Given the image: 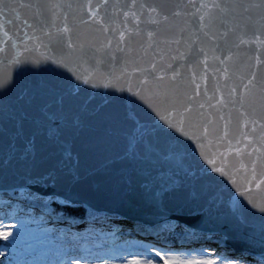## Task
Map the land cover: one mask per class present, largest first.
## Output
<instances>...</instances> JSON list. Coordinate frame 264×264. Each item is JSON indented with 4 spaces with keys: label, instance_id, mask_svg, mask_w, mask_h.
<instances>
[{
    "label": "snow or ice",
    "instance_id": "1",
    "mask_svg": "<svg viewBox=\"0 0 264 264\" xmlns=\"http://www.w3.org/2000/svg\"><path fill=\"white\" fill-rule=\"evenodd\" d=\"M117 36L121 53L133 43L144 50L131 62L135 80L128 61L115 69ZM209 58L211 94L206 84L201 94L206 74L179 69H209ZM5 62L14 69L0 73L6 264H264V0H0ZM88 117L99 119L87 146L104 155L82 176L70 148ZM25 120L34 131L18 145ZM41 133L59 155L48 166ZM97 172L113 192L138 189L146 218L125 227L98 210L78 187ZM225 225L246 248L223 250Z\"/></svg>",
    "mask_w": 264,
    "mask_h": 264
},
{
    "label": "water",
    "instance_id": "2",
    "mask_svg": "<svg viewBox=\"0 0 264 264\" xmlns=\"http://www.w3.org/2000/svg\"><path fill=\"white\" fill-rule=\"evenodd\" d=\"M93 2H99V0H93ZM109 2H114V0H109ZM194 2L199 3L200 0H194ZM206 2H212V0H206ZM23 15V13H22ZM123 20V16H119L116 23L112 27H122L120 24V21ZM135 23L134 21H130L127 25L128 28L132 27V24ZM89 24H91V21H89ZM85 31H89V29L85 28ZM111 39V37H109ZM127 38V34H126ZM119 39L117 36L115 39L112 40V55L116 58L117 63L115 65V69L117 73L120 70V64H121V58L123 61H128V72L126 75H130L133 80H135L138 73L132 72L131 68L133 64L132 61L136 60L138 57L142 56L144 54V50L141 49L138 44L133 43L130 48H128L126 45H121V47L125 48V51L121 53V51L117 50L115 45L116 41ZM163 44H161V48H163ZM170 47L173 49V55H175V49L176 45L172 44ZM148 51V57H153V52L151 49H147ZM180 51L183 52V42L180 46ZM40 52H43V49H40ZM40 53H34V55H39ZM160 55L159 51L155 53V56L158 57ZM219 55V53H217ZM164 60L168 61L170 63H174L173 61L169 60V57L167 53H165ZM178 60V58H177ZM157 64L159 65L163 61L157 59ZM209 65V69H187V68H180L179 71L181 73H186L189 71H196L197 76L201 74H206L207 79L205 81H201V94L203 87L205 84L209 87L211 94V85H212V79H213V72L211 71L212 66V60L209 58L207 61ZM219 67V65H217ZM91 68V65H85L81 70H89ZM99 71H107V69L101 65L99 68ZM14 72V69L10 67L6 62L3 64H0V73H9ZM222 84L225 82L226 74L222 71L217 75L216 77ZM24 80H33L34 78L30 74H25L24 77H22ZM21 104H24V101L21 100ZM42 104V101H37L33 105L28 106L25 105L26 111L29 113H35L38 111V108ZM217 107H219L217 105ZM204 111L206 112H213L215 113V109H209L207 107V104L205 105ZM99 119L98 117H88L85 121V127L81 130L80 134L74 138L71 141V154L73 158L79 161L80 166V173L83 176L85 170L96 168L100 162V160L103 158V153H96L93 152L87 145L89 142V139L92 135H94L92 131V126L94 125V122ZM222 123V122H221ZM34 131V127L32 123L28 120H25L23 124V130L22 135L17 139V144L21 145L24 144L26 140L32 138V133ZM244 131H250L249 127H245ZM36 146L40 151V154L42 157H44L45 166H48L52 163H55L59 159V155L57 153V150L51 145V143L47 140L46 134L41 133L35 137ZM5 141L2 137H0V147H3ZM250 141H244L241 140V147L242 150H250V149H243L244 144H250ZM257 147H259V144H257ZM215 150V148H214ZM220 151H225L224 145L219 146ZM235 153H229L228 154V160L231 162L232 158L234 157ZM218 175V174H214ZM106 178L103 172H97L93 176H85V178L79 183L78 187L82 193L89 196L91 203L100 211H109L111 213H114L115 215L128 218V219H139L143 220L146 218L147 209L145 206L141 203L139 200V197L137 195L138 189L133 190L132 192H128L127 194H124L122 192H113L110 190L109 185L105 182ZM264 187V186H262ZM50 191V189H49ZM254 191H256L254 189ZM175 218V217H173ZM223 233L227 234V240L224 242V244L231 250H234L235 252H239L246 248V244L241 238V236L232 230L228 229V226L225 225L223 229H221ZM254 255L256 257L260 256L259 250H257ZM253 257V256H249Z\"/></svg>",
    "mask_w": 264,
    "mask_h": 264
},
{
    "label": "rangeland",
    "instance_id": "3",
    "mask_svg": "<svg viewBox=\"0 0 264 264\" xmlns=\"http://www.w3.org/2000/svg\"><path fill=\"white\" fill-rule=\"evenodd\" d=\"M54 205H55V204H54ZM124 220L129 221V220H127V219H124ZM124 220H122L121 218H117V219L114 221V223L121 222V221H124ZM8 223H10V222H6V224H8ZM119 225H120V223H119ZM125 227H126V226H125ZM13 231H14V229H13ZM224 245H225V244H224ZM208 246H209L210 248H218V247H219L216 243H209ZM223 250H224L225 252H228L229 254H233V253H231L230 251H228V250L226 249V246H224ZM6 255H7V254H6ZM212 255H214V253H213ZM247 259H249V258H247ZM249 260H252V259H249Z\"/></svg>",
    "mask_w": 264,
    "mask_h": 264
},
{
    "label": "trees",
    "instance_id": "4",
    "mask_svg": "<svg viewBox=\"0 0 264 264\" xmlns=\"http://www.w3.org/2000/svg\"><path fill=\"white\" fill-rule=\"evenodd\" d=\"M53 207H55V208H57L59 210V205H54ZM67 211H72V210L68 209ZM74 214L82 215L83 214V209L75 211ZM5 243H6V241L0 239V245L5 244ZM0 261H5V257H0ZM5 264H6V261H5Z\"/></svg>",
    "mask_w": 264,
    "mask_h": 264
},
{
    "label": "bare ground",
    "instance_id": "5",
    "mask_svg": "<svg viewBox=\"0 0 264 264\" xmlns=\"http://www.w3.org/2000/svg\"><path fill=\"white\" fill-rule=\"evenodd\" d=\"M120 224L123 225V226L128 227V226H131V225H132V222L124 220V221H122V223H120ZM233 254H234V253H233Z\"/></svg>",
    "mask_w": 264,
    "mask_h": 264
}]
</instances>
